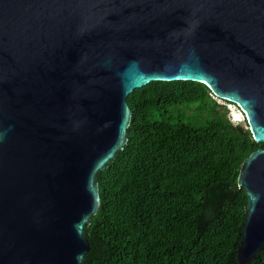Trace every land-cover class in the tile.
Segmentation results:
<instances>
[{"label":"water","instance_id":"obj_1","mask_svg":"<svg viewBox=\"0 0 264 264\" xmlns=\"http://www.w3.org/2000/svg\"><path fill=\"white\" fill-rule=\"evenodd\" d=\"M175 79L236 104L264 143V0H0V264L82 263L127 95ZM237 186L246 264L264 248V146Z\"/></svg>","mask_w":264,"mask_h":264},{"label":"trees","instance_id":"obj_2","mask_svg":"<svg viewBox=\"0 0 264 264\" xmlns=\"http://www.w3.org/2000/svg\"><path fill=\"white\" fill-rule=\"evenodd\" d=\"M210 92L175 79L127 95L128 141L96 175L81 264H238L247 197L237 175L264 143ZM246 264H264V248Z\"/></svg>","mask_w":264,"mask_h":264},{"label":"rangeland","instance_id":"obj_3","mask_svg":"<svg viewBox=\"0 0 264 264\" xmlns=\"http://www.w3.org/2000/svg\"><path fill=\"white\" fill-rule=\"evenodd\" d=\"M214 98H216L218 103H221L224 105L227 113L230 112L233 115L232 118L240 119V121H241L240 123H242L244 125V127H248V125L246 123V119L244 118V115L241 112V109L236 104L231 103V102L230 103L226 102L223 99L218 98V97H214Z\"/></svg>","mask_w":264,"mask_h":264},{"label":"clouds","instance_id":"obj_4","mask_svg":"<svg viewBox=\"0 0 264 264\" xmlns=\"http://www.w3.org/2000/svg\"><path fill=\"white\" fill-rule=\"evenodd\" d=\"M241 112H242V111H241ZM227 115H228L229 120H230L233 124H238V123L241 122L240 119L232 118L233 115H232L230 112H228ZM244 118H245V117H244Z\"/></svg>","mask_w":264,"mask_h":264},{"label":"built area","instance_id":"obj_5","mask_svg":"<svg viewBox=\"0 0 264 264\" xmlns=\"http://www.w3.org/2000/svg\"><path fill=\"white\" fill-rule=\"evenodd\" d=\"M210 94L212 95V97H216L212 92H210Z\"/></svg>","mask_w":264,"mask_h":264}]
</instances>
